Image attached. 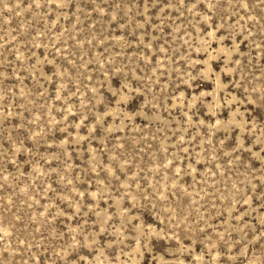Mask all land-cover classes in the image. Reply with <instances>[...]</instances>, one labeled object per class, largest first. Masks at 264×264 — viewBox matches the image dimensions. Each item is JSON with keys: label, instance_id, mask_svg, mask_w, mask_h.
I'll use <instances>...</instances> for the list:
<instances>
[{"label": "rangeland", "instance_id": "rangeland-1", "mask_svg": "<svg viewBox=\"0 0 264 264\" xmlns=\"http://www.w3.org/2000/svg\"><path fill=\"white\" fill-rule=\"evenodd\" d=\"M0 264H264V0H0Z\"/></svg>", "mask_w": 264, "mask_h": 264}]
</instances>
